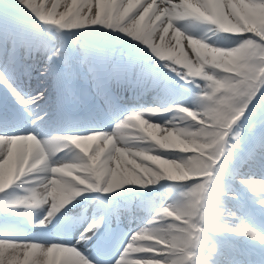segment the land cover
Here are the masks:
<instances>
[{"label": "snow or ice", "instance_id": "1", "mask_svg": "<svg viewBox=\"0 0 264 264\" xmlns=\"http://www.w3.org/2000/svg\"><path fill=\"white\" fill-rule=\"evenodd\" d=\"M233 5L238 8L247 5L253 9H264V0H192V6L200 8L204 15L193 13L184 0H141L138 7L130 11L128 0H115V3H105V0H80L77 4L76 0H3L0 4V54H3L7 60V68L0 71V84H3L15 98L16 102L23 106L25 110L32 106L39 107V102L45 99L47 89L37 92L35 95L25 98L13 86L11 82L15 78V73L20 65L15 57L17 47L23 46L29 51H35L43 48L50 52L49 59L52 57H61V49L64 47V38L60 37V46L52 48L50 44L38 38L39 29L34 25L25 22L24 16L27 12L33 14L39 21L43 22L47 27H55L57 32L62 29H81L85 26H103L107 29L118 30L132 39L142 42L152 53L160 60L168 62L173 71L179 72L185 79L196 83L197 78L202 79L205 83L201 87V93L207 94L208 101L221 103L227 99V96H219L221 92L228 93L235 89L237 81L242 82L246 95L241 103L238 111L233 116L240 115L239 119L233 120L228 116L217 119L212 124L215 131L213 139L208 145H216L219 148L212 147L208 150L209 169L218 173L223 171V163L220 162L221 156L224 154L226 145L229 144V138L233 126L241 119L249 105L252 103L257 94L264 98V29H257L255 33H246L240 37V41H247L245 48H236L233 53L239 52L241 49L252 47L254 51L248 55L252 63H245L242 67L240 75L234 73H222L220 67H215L210 61L197 60L196 53L188 47L186 35L184 39V55H179L170 46L169 41L175 42L173 33L176 31L174 22L185 18H194L199 21L208 22V16L214 7L221 10H230ZM151 6L149 15L143 20L140 19V13L144 9ZM126 9H128L126 11ZM86 14V15H85ZM70 17H79L68 23ZM159 18V19H158ZM51 21V23H48ZM170 26V27H169ZM168 29L167 35H164L165 29ZM219 30V28H214ZM11 44V48L8 45ZM85 60L88 52L85 51ZM230 66V65H229ZM27 71V67H25ZM7 73V75L5 74ZM55 76L53 64L46 65L41 71V76ZM59 86V78L56 79ZM64 102V96L58 93L57 106H61ZM196 104L205 106L204 98L199 95L195 101ZM185 108V107H180ZM178 109V111L180 110ZM157 108H151L147 112L150 114L157 113ZM29 112V115H33ZM47 113H45L46 115ZM143 117V119H141ZM38 120H43V116L36 115ZM136 121L141 128L144 122L148 121V132L152 140H156V136L152 131V126L157 123L150 122L144 118L143 112H131L126 119L119 122L115 130L111 134H105L102 138L97 133L81 135L87 137L86 140L80 142L87 156L80 163L71 165L70 168L61 169L60 172L67 176V180H61L59 175L49 171V175L45 178V182L49 179L54 180L55 185H59L62 189V196L57 195V187L51 186L52 190L48 193L52 203L51 211L41 221V225H45L53 216L67 203L68 199L80 195V191L74 187L78 185L85 192H104L111 193L112 189L109 185H114L116 189H120L127 185H140V183L131 175L130 169L134 171L141 165H148V161H155V157L159 154L145 155V152H139L137 155L122 154L116 151L123 145L119 142L112 144L108 142V136H118L124 128L128 127L130 122ZM205 124L194 125L193 130L197 128L204 131L207 127ZM257 125L254 123L249 129L251 134H255ZM262 129L259 141L261 148H264V120L260 122ZM33 133H21L15 135H0V166L8 174V182L0 189V193L5 192L10 186L25 187V194L15 199H5L0 201V207L17 208L24 207L28 209L43 206V201L31 185L39 183L37 177L38 166L37 161L33 157L34 142H30L27 138ZM38 139V138H37ZM107 142V143H106ZM43 151L47 159L61 151L64 147H69L68 142L63 140L61 136H54L50 139L41 141ZM167 147V145H165ZM236 145H232L235 148ZM231 150V149H230ZM140 157H144L141 159ZM212 159H216L215 167H212ZM229 159L231 156L229 155ZM159 163V161H156ZM79 173V174H77ZM99 176L103 183L91 185L90 178ZM196 186H202L200 179L191 181ZM255 192L260 193L258 202L264 207V180L243 181ZM85 186H87L85 188ZM192 188L189 192H191ZM176 211L177 215L182 216V209H177L173 205L160 209L157 217L152 221V226L157 224L164 226H173L177 229H185L188 226L183 224L181 220H174L170 212ZM97 220V219H96ZM94 220V221H96ZM93 221V222H94ZM88 232L82 233V239L86 240V236L95 229V223H90L87 227ZM224 229L220 230L223 231ZM237 234L250 236L264 245V234H259L246 226H236L231 229ZM159 239V238H158ZM140 235H132L126 247H124L115 264H207L206 261L193 255L188 258V253L192 252L191 247H184L183 251L178 250L175 240H165L163 243L151 241L147 245H141ZM0 264H93V262L75 246L60 243H39L35 241H16L11 239H0ZM97 264H103L97 261Z\"/></svg>", "mask_w": 264, "mask_h": 264}, {"label": "rangeland", "instance_id": "2", "mask_svg": "<svg viewBox=\"0 0 264 264\" xmlns=\"http://www.w3.org/2000/svg\"><path fill=\"white\" fill-rule=\"evenodd\" d=\"M76 2H77V4H79L80 0H76ZM98 2H99V0H98ZM109 2L115 3V0H105V3H109ZM242 2H243V0H242ZM250 11H251L252 16L254 17V19L257 22H264V9L250 8ZM185 19H186V24H185L186 31L193 30L192 34L190 35V33L186 32L184 30V28L180 25L186 36H192L193 38L201 39L203 42L209 43L211 46H214V47H224V48L235 47L238 45V42L240 41L241 36H239L238 34L226 36V35H223L220 32H218V30L214 31L215 27L210 26L207 22L199 21V20H196L194 18H185ZM98 27L105 28L103 26H98ZM38 29H39V33H38L39 39H43V40L47 41L53 49L58 48L60 46V37L62 36L61 31L57 32V30L54 26L49 28L45 24H41V27ZM118 34L121 36H124V37L127 36L126 34L120 33L119 31H118ZM99 36L103 39H107V37H110V35H107L105 33H102ZM116 37H114V38H116ZM70 39H71L70 43H69V41L66 42L67 48L61 49L62 56L59 57L60 61L61 60L64 61V66H65L64 68H59L58 59H55L56 57H52L51 60L49 59L50 52L47 49L40 48V49H37L35 51V53H37V55H39L43 59L44 62L41 64L44 67L48 64H53L54 69L56 68L58 70V72H60L64 76H67L70 73H74V68H76V67L77 68L82 67V69L87 71V74L90 73L91 69L89 68V65H90V63L93 64L94 55L90 50L83 49L84 44H85L84 43L85 39H84L83 35L79 32H73V33H71ZM115 41H116V39H115ZM130 41H131V46L134 47V50L138 51L141 54L144 53L145 49L149 50V48L146 45H144L142 42L136 41L132 38L130 39ZM8 47L11 48L10 46H8ZM117 47L121 48V45H117ZM22 48H23V46H21L17 52H20V53L24 52V50L26 48L25 49H22ZM85 51L88 52V57L86 60H85V55H84ZM101 51H102V53H101V56L99 59L100 65L95 66L96 69H94V71L91 72V74H93V75L90 78H88L84 87L88 84L91 86L97 87V85H95V84H97V82L94 83L96 80H99V82H100L99 86L101 87L106 80L104 73L108 72V74H109L108 70L113 69V66L111 64L112 56H110L109 53L105 52V47L102 48ZM103 51H104V53H103ZM249 54L250 53L247 49H241L239 52L231 53V55L228 58L229 59H240L242 57L248 56ZM33 55H36V54H32V52H31L26 57L25 54L22 53L21 58H20L21 60H24L25 62L27 61V63H28V64L26 63L24 65L20 64V71L23 73V76L21 77L22 82H23L24 86L27 88H28V85L24 82V79H26L25 76H26V73H28L29 68H27V71H25L24 67H26L28 65H29V67L33 66L30 64V63H32L31 57ZM142 57L147 58V59H144L143 61L138 60L135 64H133V66L135 68V66L138 63H141V65L138 66L137 69L135 68L136 70L134 71L133 77L139 78L140 76H142L144 79H146L148 81L150 72H155L159 77H164L165 79L168 75H170V74L166 73L168 71V69L172 68L168 62H164L162 60L157 61L158 57H156L154 53H152L149 56L142 55ZM46 58H47V60H46ZM3 65L4 66L7 65V60H6V57L3 54H1L0 71L6 69V68H4ZM155 65L156 66H166V67H165V69H163V68L161 69V67H157V68L155 67L154 68ZM175 72L180 74L177 71H175ZM114 73L119 74V76H120L119 80H122V81L127 80L125 78V71H118V72H114ZM114 73H113V75H114ZM5 74L7 75V73H5ZM30 75H35V72H33V74H30ZM76 78L81 79V77H79V76H77ZM113 78H117V77L114 76ZM49 80L50 81H46V82H47V86L49 88H51L50 93H49V96H50V95H52V93L54 91V86L52 84V78L51 77H49ZM11 82L13 83V86L16 87L13 80ZM204 83L205 82L202 79L197 78L196 83L186 85V86L181 88L180 93H175L176 96L173 99H170L171 101L168 102V104H165V103H167L166 101H168V100H161L160 98H154V99L145 98V101L142 103L137 102V101H133L134 104L137 107H139L136 110V112H138L139 109L142 107H144L146 109H149V108H158V109L169 108L172 103H178L181 107H185V108H188L190 110H196L197 104L195 103V101H196L197 97L202 94L201 93V87L204 85ZM197 85H200L201 87H198ZM132 88H133V86H132ZM186 88H189V90H187ZM34 89L36 90V93H37V91H39V89H37V88H34ZM99 91H98V87H97L98 96H99V93H98ZM6 92L10 97H12L11 93L9 92V90L7 88H6ZM153 94L155 96H158L159 91H155ZM12 98H14V97H12ZM44 100H42V101H44ZM175 116L176 117L165 116L161 120L155 122L159 125L164 126V128L156 127V125L152 126V131L154 132L156 138L158 137L159 139L157 138L154 141L155 144H152V146L150 148H148L149 144L144 145V146L141 145L142 147L148 148L147 149L148 151L147 150L145 151L146 156L148 155V153H151V154L153 153V154L161 155L162 158L177 159V158L184 155V154L177 153V152L173 151L174 149H177L180 147V145L177 143L178 137L193 136V135H196L197 133H195V131L192 129H185L183 122L180 121L179 119H178V121L176 120L177 119L176 113H175ZM217 116H218V118H224L225 114L222 112H218ZM194 123L195 122H193V124ZM169 125H172L173 127L169 128L168 127ZM236 125H237V123L233 126L231 133L236 131V127H237ZM256 125H258V122H256ZM148 139H152V138L149 137ZM159 140L160 141L163 140L162 142H165L166 143L165 145H169V147H165V146L161 145ZM230 140H231V136L229 138V142H230ZM215 146L216 145H203L200 148L196 149V155L189 162L190 167L192 169H194V171L191 172L189 174V176L185 177L183 180L172 179V177H174L176 175V167H175L174 163H165V162L155 163L154 161H148V164H150L151 167L154 166L157 169H159V171L152 172L153 186L159 187L158 190H153L152 194L153 195H156V194L161 195V197L159 199L160 201L156 205L164 206L165 202L163 201V199H164L166 193L171 194V196L169 195V197H168L169 202H170L169 205H173L177 209H181V205L186 200H189L188 203H191L192 198H193L192 194H196V192L203 191L208 186V180H210L214 174L213 172L205 171V169H209V163H207L206 161H208L210 158L208 156V152H205V158H201V156H200L202 153L201 150L208 151L210 148L215 147ZM162 149H166V151H164ZM149 151H152V152H149ZM140 158L143 159L144 157L143 158L140 157ZM220 162H222L226 166L225 169L228 171V173L233 175L232 178H235L236 180H241V182H243L245 180H254V181L264 180V177L259 179V180L252 179L250 174H248V171H245V169L247 167H243L239 170L231 171V170H229V165H230L229 163H226V161H222V160H220ZM211 165H216V159H212ZM144 167H145V165H144ZM151 167H150V170H151ZM138 169L140 171H143L142 168H138ZM7 175H4L3 177H5ZM189 178H196V179L199 178L200 184L202 186H195L192 193L187 192L184 195H182L183 192H181V189L186 188V187H190L192 185V182L188 181ZM165 179H167V180L165 182H163ZM219 182L217 183L216 186L223 188V189L227 188V187H225L226 186L225 184L222 185ZM161 183H162V185L159 186ZM243 184L248 186L244 182H243ZM136 186H138V185H136ZM140 187L141 188L142 187L147 188L148 185L147 186H140ZM168 190H170V191H168ZM231 196H233V195H231ZM196 198L197 199L199 198V193L197 194ZM196 200H195V202H196ZM148 202H149V200H146V204ZM224 204H226V203H224ZM237 205H241V204H238L237 200H233L231 197L228 200V205L223 207V208H222V206H219L217 209L218 210L220 209V212H218L217 214H213L211 217H213L215 219V221H218V220L223 219V215H224L225 211L230 213V215L232 217V221L228 224V226H226L224 224L225 229H224V231H222V233L228 234L230 237H233L232 239H243V240H245V239L249 238V239H252L254 241H258L256 239L250 237V236H247L244 234H237L231 230L236 226H246L249 228L251 227L249 225V223H244V221H246L243 219L244 217H242V219H241L237 215L236 211L239 210V209H237ZM41 209H39V210H41ZM100 210H101L100 202H98V210L97 211H100ZM182 210H184L183 214L186 216H189V217L193 213L192 207L190 209L184 207V208H182ZM152 212H153V209H151L150 214H152ZM71 214H72V211L70 212L69 215H71ZM210 214H212V213H210ZM154 216H157V213H155ZM166 228L168 231L171 230L170 226H166ZM256 229H258V228H256ZM253 231H255V230H253ZM212 234H214V233H212ZM173 236H174V240L177 242L178 250L183 251L184 246L188 242V236L185 235L184 232L182 234H176ZM21 242H23V241H21ZM44 243L45 242L42 241V244H44ZM57 243H60V242H57ZM63 243H65V241L61 242V244H63ZM77 249H78V247H77ZM221 256L222 257H224V256L228 257L227 262H228V264H231V259L229 258V255H223L222 254ZM215 264H218V263H215Z\"/></svg>", "mask_w": 264, "mask_h": 264}, {"label": "clouds", "instance_id": "3", "mask_svg": "<svg viewBox=\"0 0 264 264\" xmlns=\"http://www.w3.org/2000/svg\"><path fill=\"white\" fill-rule=\"evenodd\" d=\"M154 2L155 0H153V3ZM184 2L189 6V9L193 13L204 15V13L201 12L200 8L192 6V0H184ZM215 2L218 3L219 0H215ZM134 3H136V0H128L129 8H131ZM150 9L151 6L149 8L144 9V11L140 13L141 20H143L146 16L149 15ZM127 10L128 9H126V11ZM73 19H79V17H70L67 22L71 23ZM207 19V23L210 26H215L216 28H219L221 32L230 34H240L241 37H243L246 33H255L257 29H264V22H257L252 16L250 8L247 5L239 8L236 5H233L230 10H221L218 7H214ZM48 23H51V21H49ZM167 31L168 29L166 28L164 35H167ZM182 37H184V33L176 29V31L173 33V38L175 42L172 43L171 41H169L170 46L178 54V56L184 55V39ZM186 39L188 47L192 48L193 52L196 53L197 60L210 61L215 67H220L224 65V67L221 68L222 73H234L236 75H240L242 71H245L242 66L245 63L253 62L249 59L248 56L242 57L240 59L228 58L231 53L235 51L236 48H245L247 41H241V43L235 47L224 48L211 46L209 43H205L201 39L193 38L192 36H187ZM246 49L249 51L250 54L254 51L252 47H247ZM237 84L238 86L235 89L229 91L228 93L221 92L219 94V96L221 97L227 96V99L221 103H216L215 101H208L207 94L202 93L201 96L205 100V106L197 104L196 110L180 108V110L176 113V115L179 116V120L183 122L185 129L193 130L194 125H201L205 124L206 122L209 123L207 124V127L204 131H201L197 128L195 130V133H197L196 135L178 137L177 143L180 145V147L174 149L173 151L184 154L183 156L177 159L162 158L160 156L155 157V159H161L165 163L175 164L176 175L172 177V179L183 180L185 177H188L191 172L194 171V169L190 167L189 162L196 155V149L200 148L203 145H208L210 141L214 138L211 134L219 130L218 128H214L212 126V124L215 123L218 119V112L224 113L225 116H228L233 120L240 118V115L242 114L233 116V113H236L239 107L241 106V103L246 95V89L242 82L237 81ZM150 109L151 108L146 109V111ZM156 111L159 112L160 109L157 108ZM193 122L195 123L193 124ZM144 125L145 126L141 128L136 121H132L130 122L128 127L121 130L118 136H108V142L112 144H116L117 142L121 143L123 146L117 148L116 151L125 155L129 153L132 155H137L139 152H145L148 148L152 146V143H149L148 148L142 147L139 143H136L138 141L149 142L148 138L151 136L148 132V121H145ZM156 127L164 128V126L159 124H157ZM168 127L172 128L173 126L169 125ZM104 135L105 133L97 134V136L101 138ZM61 137L63 140L68 142L70 148H74L75 150H77L76 155L71 160V162H66L65 160H57L52 161V163H50L49 159H47L44 154L41 140L37 139L36 136L32 135L27 138L28 141L34 142L33 157L37 161L39 173L43 174L39 178V183L31 185V187L35 190V192L43 201V206H45L46 212L45 217L51 211L52 203H55V201H52L51 197L48 196V193L52 190L51 186L55 185V182L52 179H49L47 183L45 182V178L48 176L49 171L51 170L52 172L59 175L61 180H67L68 177L63 175L60 170L70 168L71 165L80 163L81 160L87 156V153L85 152L84 148L81 147L80 143L86 140L87 137L70 134L62 135ZM215 148H219V146H215ZM210 150L213 149H209V151ZM206 162L208 163L209 161ZM129 171L131 172V175L134 179L147 186L153 184L152 172L159 171V169L152 166L150 170V167L148 165H145L143 171H140L139 169H135L134 171L130 169ZM104 180H107V177H104L102 180L99 176H96L90 178L89 183L91 185H95L96 183H103ZM193 180H196V178L188 179V181ZM55 186L57 187V195L62 196L63 193L60 186ZM195 186V184H192L186 191H190ZM74 187L77 188V190L80 191L81 194L68 199L67 203L64 204V206L57 213H59L61 210L71 204L75 198H78L83 194L84 189H81L78 185H74ZM86 187L87 186H85V188ZM109 187H111L112 192L118 190L114 187V185H109ZM28 210V208H25V211L19 214L26 215V213H29ZM169 215H177V212H170ZM51 220H49L48 223H51ZM92 223H95V229L92 230L90 234L86 236V241H91L94 237L97 236V233L104 227L103 218L97 219ZM199 228L200 232L198 233V235L206 241L203 246H206L207 254L203 256L198 254V249L201 252L204 251V247L201 246L196 249V256L204 257V261H206L207 264H214L212 260V255L217 249V243L215 240L212 239V236L209 235V233H215L217 231H220L224 228V226L215 223V219H209L206 222L199 224ZM88 231L89 229L86 228L85 232ZM134 235L141 236V240L139 241L141 245H147L151 241L163 243L165 240H174L173 234L170 233L167 228H165V230L158 231L153 226H150V222L145 227L134 233Z\"/></svg>", "mask_w": 264, "mask_h": 264}, {"label": "bare ground", "instance_id": "4", "mask_svg": "<svg viewBox=\"0 0 264 264\" xmlns=\"http://www.w3.org/2000/svg\"><path fill=\"white\" fill-rule=\"evenodd\" d=\"M141 3V0H136V3L133 4V7L131 9H129V12L134 10L135 7H138L139 4ZM176 21L174 22V28L180 30L182 33H184V31L182 30V27L180 25H176L175 24ZM185 35V34H184ZM159 84H161L162 86L164 85L162 81H159L158 82ZM132 89V97L134 99H136V97L134 96L135 94H137V89L135 87L131 88ZM43 91V90H42ZM103 108V107H102ZM44 114H40V116H43ZM99 118L105 120V121H108L110 118H109V115H107V111L105 110V108H103V110L101 109V112L99 113ZM103 121V122H105ZM47 122V119L46 118H43V120H36V123H35V128L40 131L41 128L44 126V123ZM40 123V124H39ZM39 124V125H38ZM98 128H101V130L97 131V129L91 133H105V134H111L113 131L108 128L104 123H100L97 125ZM115 130V128H114ZM26 133H33V134H36L35 132H26ZM90 134V133H89ZM51 137H46L45 136V139L43 140H47V139H50ZM174 140V139H173ZM162 141V140H161ZM148 155H152L151 153H148ZM74 154L71 155L70 157L68 156H65V157H68V158H63V159H60V160H65L66 162H71V160L74 158ZM159 157V156H157ZM143 158V157H142ZM156 161H159L161 163H163L164 161L161 160V159H155V163H157ZM140 168H142V170L144 169V165H141ZM4 175H7V173L5 172L4 168L2 166H0V187H3L7 182H8V175L3 177ZM131 185H128V187H122L123 189H128ZM134 186V185H132ZM121 189V188H120ZM117 190L113 191V192H116ZM41 210H38L37 213L38 215L40 214H46L45 212V206H41ZM94 208L93 207H84V208H81V207H76L72 210V214L69 215L72 223H73V228H74V231L75 233L77 234V239H81L82 242L80 243V245H84V240L82 239V233L85 232V229L88 227V225L90 223H86L84 221V217L89 213L91 212V210ZM135 209L137 210V207H135ZM70 210V209H69ZM83 221V222H82ZM123 219L119 220L117 223H114L110 226L109 228V232H110V236H111V244H114L117 239L123 235ZM138 227V223H134L133 225V229L134 228H137ZM36 237V236H35ZM46 240V239H45ZM95 240V238H93L91 241ZM26 241H35V242H39V243H42V241H38V240H33V239H28ZM91 241H88V242H91ZM24 242V241H23ZM45 243H47L46 241H43ZM54 243H57V242H54ZM61 244V243H60ZM63 244H66L68 245L66 242L63 243ZM70 246H75L77 248V245H76V240L74 243H71L69 244ZM87 252H90V249L88 247H86L85 249ZM87 256V255H86ZM91 260V259H90ZM92 261V260H91ZM93 262V261H92ZM93 264H96L95 262H93Z\"/></svg>", "mask_w": 264, "mask_h": 264}]
</instances>
